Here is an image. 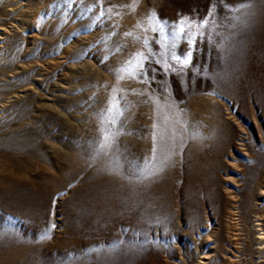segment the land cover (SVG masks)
I'll list each match as a JSON object with an SVG mask.
<instances>
[{
	"label": "rangeland",
	"instance_id": "obj_1",
	"mask_svg": "<svg viewBox=\"0 0 264 264\" xmlns=\"http://www.w3.org/2000/svg\"><path fill=\"white\" fill-rule=\"evenodd\" d=\"M263 230L264 0H0V264H264Z\"/></svg>",
	"mask_w": 264,
	"mask_h": 264
},
{
	"label": "snow or ice",
	"instance_id": "obj_2",
	"mask_svg": "<svg viewBox=\"0 0 264 264\" xmlns=\"http://www.w3.org/2000/svg\"><path fill=\"white\" fill-rule=\"evenodd\" d=\"M246 6H248V5H246ZM214 15H215L214 12L210 9V11L208 13V17L212 18L211 22L213 24H215ZM180 23L183 24L184 20H181ZM203 23L207 24L208 20L205 19ZM188 27L190 29L191 25H189ZM178 30L180 32H185L186 31V29L184 27H179ZM196 31H197V33L199 34L200 37L204 36V32L202 30V24L200 22H197ZM209 38H211V33H209ZM193 42H195V38L194 37L190 39L189 43L191 44ZM141 55H143V54H141ZM184 55L189 57V58L192 57V53L191 52L185 53ZM144 59H147V57L145 56ZM172 59L179 61L182 58L178 57L176 55H173ZM127 65H128V67L132 66V60L131 59L127 62ZM139 67L142 69L144 66H143V64H140ZM125 70H127V69H125ZM108 111H111V109L109 108ZM153 140H154V142L156 140V134L155 133L153 135ZM109 143H110V137L106 136L104 138V140L102 141L101 145H100V149L98 150V155H103V154L106 153V150H107V148L109 146ZM152 151H153V153H155L157 151V149L155 147V144H154V147H153ZM168 159H169L168 157H164L163 159L157 161V159H156V157L154 155L151 158V160H146V163H145L144 167L137 166V168H138V177H137V179L139 181L143 182L145 180H149L152 177L158 175L163 170V168L167 165ZM43 238H46V235Z\"/></svg>",
	"mask_w": 264,
	"mask_h": 264
},
{
	"label": "bare ground",
	"instance_id": "obj_3",
	"mask_svg": "<svg viewBox=\"0 0 264 264\" xmlns=\"http://www.w3.org/2000/svg\"><path fill=\"white\" fill-rule=\"evenodd\" d=\"M264 231V230H263ZM264 235V234H263ZM264 239V238H263Z\"/></svg>",
	"mask_w": 264,
	"mask_h": 264
}]
</instances>
